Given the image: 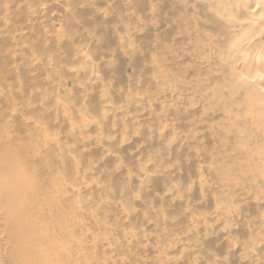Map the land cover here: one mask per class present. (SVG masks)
Masks as SVG:
<instances>
[{
    "label": "bare ground",
    "instance_id": "bare-ground-1",
    "mask_svg": "<svg viewBox=\"0 0 264 264\" xmlns=\"http://www.w3.org/2000/svg\"><path fill=\"white\" fill-rule=\"evenodd\" d=\"M161 1L165 14L176 22L183 24L184 20L189 18L196 25L199 36L194 44L199 48L200 53L193 58L208 73V77L205 78L207 89L205 88L203 97L214 105L211 115L225 116L230 123L220 129L219 140H227L232 128L234 129L237 140L234 145L236 155L232 158V168L239 176L254 183V192L259 194L264 203V0ZM122 2L124 0H51L46 6L40 7L39 12L57 8L64 18L65 24L60 25L57 30L60 39L56 43L50 42L49 33L34 28L32 20H36V15H31V20L21 23L19 29L17 26L19 22L11 20V15L9 16L8 13L17 14L22 8H29L31 5L29 0H7L8 8L3 12L0 11V28L7 31L2 33L1 29L0 44L9 43L6 47L0 48V264H99L95 258L92 262L87 256V250L92 246L87 240L90 235H96L94 230L97 226L94 219L97 217V212L87 207H81L78 211L71 210L72 197L85 199L87 194L94 192L93 189L116 196L118 201L111 197L101 199L97 196L92 201L111 205L117 211L126 214L128 218L139 216L154 229L161 224L152 218L157 211L146 214L140 206L149 200L150 195L146 189L150 188V185L144 177L147 167H144L139 156L148 157L155 154L162 162L170 157L167 151L149 150L148 145L143 146L140 141L150 143L158 140L159 136H139L142 145H139L140 147L134 145L135 151H129V146L124 145L123 141L115 148L108 145L112 137H123L118 129L121 124H134L136 119H146L142 116H151L154 122L161 121L163 117L151 110V107L158 103L152 98L147 101L139 99L137 97L139 92L134 88L117 87L119 76L97 59L99 58L97 55L100 54L96 52L95 56L89 51L92 41L96 36L99 37L98 20L104 19L112 21V25L101 29L99 39L100 41L104 39L102 44L112 39L118 49L123 48L124 44L128 47L133 45L135 35L125 24L126 22L117 19L115 15L118 7H129ZM101 5L107 9H99L98 6ZM79 13L82 18H77ZM170 17L166 16L163 19ZM81 23L84 24V33L78 35L74 28ZM118 29H123L124 33L121 34V31L119 33ZM161 32L171 33L172 29L166 26ZM25 37L31 39L33 43L30 41L18 44V39ZM188 38L187 33L182 37L183 40ZM14 42L16 48L12 46ZM100 45L98 43V47ZM93 47L96 48V45ZM113 49L104 45L98 50L103 55L109 56L114 53ZM25 51L31 53V56L24 54ZM132 56L136 57V53L133 52ZM17 61L23 68L36 67L43 72L52 68L50 64L63 63L66 70L62 68L61 72L50 70L51 73L46 80H50L48 82L52 83L51 86L34 89L33 97L18 100L5 90L4 84L6 86L11 79L31 89L34 77L28 74L25 79L21 78L16 68ZM2 69H9L12 72L5 74ZM153 70L154 65L148 62L135 71L136 75H142L145 71L149 74ZM70 77L77 78L75 83L77 91L98 102L97 111L87 109L81 102L78 103L79 100L67 102L64 99H57L58 96L52 98L57 88L64 85ZM161 83L163 81L160 77H153L151 82L142 84V88L156 90L163 88ZM162 92L163 100L174 99L173 91ZM118 96L121 99H116ZM123 104L132 108L131 112L123 113L121 111ZM58 109L67 110L73 115L58 116ZM24 110L43 111L53 116L52 122L56 126L67 125L78 139L89 145L92 152L98 151L103 156L120 161L123 163L122 169L127 172L135 171L133 173L136 177L134 179L133 176L132 181L138 188L144 190L142 197L139 196L140 199L132 197L122 201L125 188H112L93 179L89 187L80 182L69 183L65 166L68 162L78 163L72 172L76 178L93 177L101 172L96 165L87 163L86 159L79 160L84 150L82 145L68 146L70 149H67L58 132L56 134L54 129L45 128L43 122L36 117L25 115ZM196 110V108L192 109L193 112ZM6 116H9V121L4 119ZM188 120L189 117H184L180 122L186 125ZM104 122L110 125L106 134L103 133ZM145 123L146 120L143 125ZM89 131L97 134L90 135ZM51 147L59 148L60 153L53 154L50 151ZM176 169L177 166L173 165L163 170L162 175L156 176L155 179L163 183L167 181L166 179L174 181L179 177ZM113 172L120 175L121 170ZM200 172L201 169L195 172L199 178ZM103 173L110 174L111 171L106 170ZM167 182V185H163L165 195L173 199L177 196L182 197L181 188L177 184H175L177 186L168 185ZM183 188L189 190L187 186ZM120 199L122 200L119 201ZM182 201L185 203V200ZM105 215L109 218L107 214ZM260 217L264 218V214ZM201 218L195 217L194 222L203 224L205 220ZM244 222H246L244 219H239L238 224L243 225ZM189 235L190 233H186L185 237ZM100 240L106 239L100 238ZM233 240L236 241L231 242L230 238L229 242L227 241L229 244H226L241 246V241ZM93 241L101 245L99 241L95 239ZM108 241L107 245L110 246L111 243ZM134 242L128 239L123 245L128 247ZM110 247L112 254L120 253L118 247ZM176 248L181 249L183 246L178 245ZM258 248L238 254L237 260L246 264H264V256L259 255L264 249V237L258 242ZM213 259L212 254L201 253L189 264H201Z\"/></svg>",
    "mask_w": 264,
    "mask_h": 264
},
{
    "label": "rangeland",
    "instance_id": "rangeland-1",
    "mask_svg": "<svg viewBox=\"0 0 264 264\" xmlns=\"http://www.w3.org/2000/svg\"><path fill=\"white\" fill-rule=\"evenodd\" d=\"M29 1L31 2L29 8H22L20 13L17 14L16 12L13 14L8 13L9 16L11 15V20L14 19L19 22V25H17L19 29L21 23L31 20V15H36V20H32L34 28L49 33L50 36L48 37L52 39L51 41L49 38L50 42L56 43L60 39L57 30L60 25L65 24L59 9L51 8L40 13L39 8L46 6L51 0ZM122 3L129 5V7H118L115 15L117 19L126 22L125 24L135 35L133 45L128 47L124 44L123 48L118 49L112 39L102 44L104 39L102 38V42L99 39L101 29L112 25V21L104 19L98 20L100 27L97 33L99 37L96 36L90 44L92 47L89 46L90 48H88L90 53L95 56L96 52L102 54V57L97 55L99 57L97 59L104 62L113 73L119 76L116 82L117 87L121 89L134 88L139 92L137 94L139 99L147 101L152 98L155 103H158L155 106L153 105L151 110L163 117L161 121L154 122L151 116H142L146 119H136L134 124H121L118 129L122 132L123 137H112L108 141V145L115 148L123 141L124 145L129 146V151H135L136 146L134 145L140 147L143 144V146L148 145L149 150L167 151L170 154L169 159L165 162H162L155 154L148 157L139 156L141 162L145 165L144 167H147L144 177L150 185V188L146 189L150 195L149 200L143 205L140 204V206L146 214L157 211L155 214L152 213V218L158 221L159 224L161 223V227L154 229L139 216L128 218L126 214L117 211L111 205L92 201L96 196L101 199L111 197L118 201V197L104 191L93 189L94 192L87 194L85 199L72 197V211L87 207L97 212V217L94 219L95 226H97L96 231L94 230L96 235H90L89 239H86L92 244L90 249L87 250V256L92 262L95 258L99 264H189L196 256L207 253V255L212 254L214 259L210 262H201V264H246L237 260V257L238 254H244L248 250L259 249L258 242L264 237V218L260 217L261 214H264V203L259 194L254 192V183L246 180L245 177L239 176L232 168V158L236 155L234 145L237 140L234 129L232 128L227 140H219L220 129L230 123L225 116L211 115L214 105L203 97L206 88L205 78L208 77V73L193 58L200 53L199 48L194 44L199 36L196 25L189 18L181 24L166 15L161 7L163 4L161 0H124ZM6 8H8L7 0H0V11L3 12ZM98 8L107 9L103 5L98 6ZM166 16L171 19H163ZM77 18H82V15L79 13ZM166 26L171 27V33L163 34L161 32ZM1 29L3 30V28H0V32ZM74 31L78 35H82L84 24H77ZM118 31L119 33L121 31V34L124 33L123 29H118ZM6 32L5 30L2 31V33ZM186 33L189 38L183 40L182 37ZM51 35H54L53 38ZM30 41L33 43L31 39L25 37V39H18L17 42L21 45L23 42ZM98 43L101 44L100 47L105 45L109 49H116L111 50L114 52L113 54L105 56L99 52ZM8 44L1 43L0 48L6 47ZM95 45L96 48L93 47ZM12 46L16 48L15 42L12 43ZM36 47H38V44H36ZM66 48L68 50L67 45ZM133 52L136 53V57L132 56ZM24 54L31 56V53L27 51ZM148 62L154 65L153 72L147 74L148 71H145L142 75H136V68H140ZM50 65L52 68H48L47 73L36 67L34 69L23 68L21 63L17 61L16 68L21 78L25 79L28 74L34 77L31 89L10 79L6 86L4 84L5 90L18 100H22L24 97H33L34 89L38 90L41 87L52 85L48 82L50 80H46L51 71L60 70L59 72H61L62 69L66 70L63 63ZM2 70L5 74L12 72L9 69ZM65 72L63 73L65 74ZM153 77L161 78L163 88H157L156 90L142 88V84L151 82ZM76 82V77H70L64 85L57 88V92L55 91L56 94L52 95V98L58 96L57 99H64L67 102L79 100L78 103L81 102L87 109L97 111L99 109L98 102L77 91L75 88ZM167 90L173 91V100H163L162 91ZM49 98L47 99L49 100ZM116 99L121 98L118 96ZM193 108L197 110L193 112ZM131 110L132 108L123 104L121 111L126 114ZM24 114L36 117L37 120L43 122L45 128L54 129L56 134L58 132L65 146L67 145V149L82 145L84 150L79 160L86 159L87 163L93 166L96 165L101 172L93 177L76 178L72 172L78 163L68 162L65 166L69 183L80 182V184L89 187L93 179L102 182L104 185H110L112 188H125L124 195L121 197L123 200L120 199L119 201H125V199L132 197L136 199L142 197L144 190L138 188L132 181L136 177L132 168L130 169L133 172L130 170L127 172L122 169L123 163L120 161L109 156H103L98 151L92 152L89 145L78 139L67 125L56 126L52 122L53 116L43 113V111L24 110ZM57 115L72 116L73 114L64 109H58ZM184 117H189L186 125L180 122ZM8 118L9 116H6L4 119L7 120ZM145 120L146 123L143 125ZM205 123L207 124L206 127ZM103 127L105 132H102L106 134L110 125L108 122H104ZM88 133L90 135L97 134L94 131ZM147 135H158L159 139L150 143L139 140V136L146 137ZM133 146L134 148H132ZM50 151L55 155L60 153V149L57 147H51ZM173 165L177 166L176 171L179 177L174 181L166 179L168 182L171 181L169 183L165 181L168 185L174 184V186L178 185L181 188L180 195L182 197H175V202L173 198H168L163 191L164 186L167 185L166 182L163 183L155 179L156 176L162 175L163 170ZM200 169L201 179L195 173ZM106 170L111 171V173L104 174L103 171ZM120 170V175L113 172ZM74 174H77V172H74ZM185 186L188 187V191L183 188ZM182 199L185 200V203ZM186 214L187 216H184ZM195 217H202L201 219H204L205 222L196 224L194 222ZM239 219H244L246 222L240 225L238 224ZM186 233H190V235L185 237ZM135 236L137 239H135ZM100 238L102 240L110 239L107 240L108 243H111L110 246L118 247L120 253L118 255L112 254L107 241H101ZM221 238L225 239V242ZM230 238L231 242L236 241L233 239L241 241V246L227 245ZM94 239L99 241L101 245L95 244ZM128 239L135 242L125 247L123 244ZM178 245L183 246V248H176ZM259 255L264 256V249L260 251Z\"/></svg>",
    "mask_w": 264,
    "mask_h": 264
}]
</instances>
